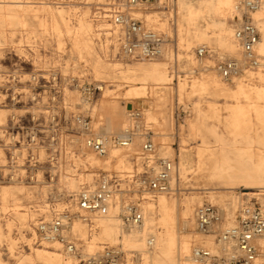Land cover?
<instances>
[{
	"label": "rangeland",
	"instance_id": "374dc122",
	"mask_svg": "<svg viewBox=\"0 0 264 264\" xmlns=\"http://www.w3.org/2000/svg\"><path fill=\"white\" fill-rule=\"evenodd\" d=\"M240 1L142 6L140 15L172 42L166 56L134 61L104 58L93 41L92 14L108 0H0V264H81L59 242L36 243L37 224L72 209L81 185L95 184L102 171L131 172L140 162L141 137L105 158L83 150L78 116L95 134L119 135L129 124V106L143 108L160 155L178 163L171 190L145 196V239L156 235V250L130 264H202L192 260L193 250L219 246L214 232L198 231V207L223 208L224 226L234 223L242 204L264 208V0L261 14H251L262 65L233 81L215 69L219 57L242 59L234 40L241 14L231 8ZM202 45L215 55L198 58ZM239 78L251 86H234ZM96 159L99 164L86 162ZM117 218L97 219L91 235L82 227L81 250L90 241L94 252L103 244L144 250L145 239ZM257 245L254 264H264V235Z\"/></svg>",
	"mask_w": 264,
	"mask_h": 264
},
{
	"label": "built area",
	"instance_id": "2783aa9c",
	"mask_svg": "<svg viewBox=\"0 0 264 264\" xmlns=\"http://www.w3.org/2000/svg\"><path fill=\"white\" fill-rule=\"evenodd\" d=\"M157 0H108L95 7L91 21L93 41L104 58L145 61L166 56L171 37L151 25L140 15L142 6ZM260 0H241L235 7L241 19L234 27V40L242 54L236 57L217 58L215 69L225 81H233L246 70L262 65L257 46L260 30L251 14L260 7ZM35 47L37 41H32ZM29 46V58L36 57ZM214 52L202 45L196 56L203 60ZM216 57V56H215ZM98 88L95 89V92ZM129 124L119 135L95 134L91 122L78 116L76 121L85 132L86 147L98 157L105 158L111 148H129L136 137L145 138L141 145V159L131 172L104 170L95 184H82L74 195L72 209L57 211L50 220H42L36 226V243L59 242L69 257L81 264H130L132 259L143 258L156 250V240L148 236L142 251H128L124 247L103 244L101 250L86 253L83 240L74 231L76 221L87 225L90 235L97 229L96 220L117 210L122 225L129 230L142 228L145 221L143 202L146 194L168 193L178 171V163L169 156H161L159 147L152 140L143 124V108L131 105ZM137 197V199H136ZM118 208V209H117ZM225 210L213 204L196 209V227L202 234L214 232L219 249L196 247L192 260L202 264H254L259 255L257 240L264 235V208L257 202L242 204L235 212L232 225L224 226ZM131 257V258H130ZM131 259V261H130Z\"/></svg>",
	"mask_w": 264,
	"mask_h": 264
},
{
	"label": "bare ground",
	"instance_id": "6f19581e",
	"mask_svg": "<svg viewBox=\"0 0 264 264\" xmlns=\"http://www.w3.org/2000/svg\"><path fill=\"white\" fill-rule=\"evenodd\" d=\"M236 7V5H235V2L233 3V5L231 6V8H235ZM230 8V9H231ZM257 13V15H259V14H261V12L260 11H256ZM261 44H262V41L261 42H259V44H258V46H257V50L259 49V52H261L262 53V50H261ZM259 75H261V73H259ZM261 78V77H260ZM238 85H242V86H251V85H249V84H247V83H245V80L243 79V78H239V79H237L236 80V83H235V85L234 86H238ZM81 142V146H82V148H83V150H85V146H86V143H85V141H80ZM167 152V151H166ZM88 155V153H86V156ZM86 162L87 163H90V164H92V165H94V164H99V161L96 159V160H86ZM87 180L88 181H91L92 180V175H88L87 176ZM79 187V184H77V187L76 188H78ZM145 202L146 201H144L143 202V210H144V213H145V221H144V224H143V226H142V228H140V229H134V230H132L131 231V233L132 234H135V235H137V236H142L144 239H145V234H146V227H147V216H148V212H147V209H146V207H145ZM118 209V208H117ZM196 211V210H195ZM107 218H116L118 221H119V219L117 218V210H115V211H113L112 212V214L111 215H109V216H107ZM85 226H87L86 224H84L82 221H77V222H75V224H74V231L77 233V234H79L80 236H82V232H81V228L82 227H85ZM149 235H152V236H154L155 237V240H156V242H155V244H157V237H156V235H154V234H149ZM147 240H148V236L146 237V239H145V243L147 244ZM91 242V241H90ZM90 242H89V244L88 245H86V253H93L94 251H95V247H96V242H93L92 241V244H90ZM208 249H210V250H212L213 248H208ZM53 254H56V253H53ZM51 257H54V259H57V256H51Z\"/></svg>",
	"mask_w": 264,
	"mask_h": 264
},
{
	"label": "water",
	"instance_id": "95a60500",
	"mask_svg": "<svg viewBox=\"0 0 264 264\" xmlns=\"http://www.w3.org/2000/svg\"><path fill=\"white\" fill-rule=\"evenodd\" d=\"M129 108H131V106H129Z\"/></svg>",
	"mask_w": 264,
	"mask_h": 264
}]
</instances>
